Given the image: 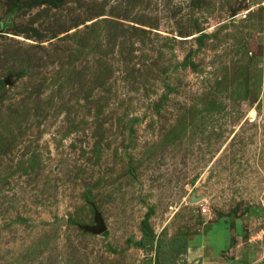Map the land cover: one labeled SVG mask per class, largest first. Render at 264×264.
<instances>
[{
    "label": "rangeland",
    "instance_id": "1",
    "mask_svg": "<svg viewBox=\"0 0 264 264\" xmlns=\"http://www.w3.org/2000/svg\"><path fill=\"white\" fill-rule=\"evenodd\" d=\"M31 3L0 0V264L264 240V0Z\"/></svg>",
    "mask_w": 264,
    "mask_h": 264
},
{
    "label": "crops",
    "instance_id": "2",
    "mask_svg": "<svg viewBox=\"0 0 264 264\" xmlns=\"http://www.w3.org/2000/svg\"><path fill=\"white\" fill-rule=\"evenodd\" d=\"M227 232L222 228L211 236L201 231L194 241L188 242L186 252L189 254L182 264H194L196 256H199L196 264H264V240L256 236L243 238L229 246Z\"/></svg>",
    "mask_w": 264,
    "mask_h": 264
},
{
    "label": "water",
    "instance_id": "3",
    "mask_svg": "<svg viewBox=\"0 0 264 264\" xmlns=\"http://www.w3.org/2000/svg\"><path fill=\"white\" fill-rule=\"evenodd\" d=\"M3 31V28L1 26L0 23V32ZM16 79L15 75H11L9 77H7L4 82L5 84H12L14 82V80ZM194 184V183H193ZM201 199H203L202 196H197L196 193L194 192L192 197H191V203H195L197 201H200ZM95 216H94V224L92 225H83L82 228L85 231L91 232V233H95V234H103L106 232L107 230V225L103 219L102 213L95 207ZM63 221L65 222L66 219L64 218Z\"/></svg>",
    "mask_w": 264,
    "mask_h": 264
},
{
    "label": "trees",
    "instance_id": "4",
    "mask_svg": "<svg viewBox=\"0 0 264 264\" xmlns=\"http://www.w3.org/2000/svg\"><path fill=\"white\" fill-rule=\"evenodd\" d=\"M31 1L35 2L37 4L46 3V4H50V5H54V6H60L64 0H15V6L20 8L24 4L30 5V4H32ZM206 36L207 35L205 33L200 35L198 37L199 42L202 43L203 39ZM3 86H4V81H0V90L3 88ZM152 213H153V210L150 209L149 212H147L145 219L143 221V229L142 230H143L145 237H152L153 233H154L153 229L148 225V219ZM104 235H107V232Z\"/></svg>",
    "mask_w": 264,
    "mask_h": 264
},
{
    "label": "built area",
    "instance_id": "5",
    "mask_svg": "<svg viewBox=\"0 0 264 264\" xmlns=\"http://www.w3.org/2000/svg\"><path fill=\"white\" fill-rule=\"evenodd\" d=\"M207 211V209L206 208H203V212H206Z\"/></svg>",
    "mask_w": 264,
    "mask_h": 264
}]
</instances>
